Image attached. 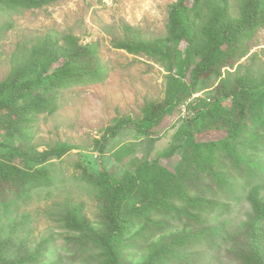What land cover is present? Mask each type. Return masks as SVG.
I'll list each match as a JSON object with an SVG mask.
<instances>
[{"label": "trees", "instance_id": "obj_1", "mask_svg": "<svg viewBox=\"0 0 264 264\" xmlns=\"http://www.w3.org/2000/svg\"><path fill=\"white\" fill-rule=\"evenodd\" d=\"M51 2L0 0V9L38 10ZM262 28L264 0H235L234 10L229 0H176L159 38L140 39L126 26L113 48L160 64L164 99L147 103L140 119H120L106 133L115 138L131 127L153 135L166 116L202 93L204 98L187 104L189 119L174 135L190 152L187 162L179 172L158 161L136 162L118 178L105 170L94 177L83 168L81 180L96 192L95 221L82 203L70 200L43 212L65 231L63 249L70 258L56 253L51 237L32 243L34 216L22 213L0 221V264H194L208 258V248L221 246L236 264H264V70L241 63ZM105 77L96 47L71 35L13 52L0 82V134L8 140L0 141V209L26 204L36 189L50 185L51 160L75 149L58 143L39 150L32 132L38 116L57 111L62 90ZM209 131L224 136L196 141L197 134ZM194 188L235 201L245 196L250 214L240 230L230 233L217 224L229 206L208 194H192Z\"/></svg>", "mask_w": 264, "mask_h": 264}, {"label": "rangeland", "instance_id": "obj_2", "mask_svg": "<svg viewBox=\"0 0 264 264\" xmlns=\"http://www.w3.org/2000/svg\"><path fill=\"white\" fill-rule=\"evenodd\" d=\"M175 1L52 0L38 10L15 13L0 9V82L10 71L11 55L17 47L29 49L44 38L55 41L66 35L74 36L83 46H95L97 59L106 74L100 83L62 90L57 111L50 116H38L32 132L33 144L39 150L58 143L69 144L75 149L60 160H51L49 175L52 183L36 189L26 204L17 203L6 211L0 209V221L6 223L17 215L30 213L34 216L30 235L32 243L51 237L56 253L70 258L63 249L65 231L49 221L43 212L54 204L70 200L82 203L87 217L95 221L98 212L96 192L81 180L83 168L94 177L105 170L118 178L132 164L146 160L149 163L158 161L173 172L184 167L190 152L184 140L176 139L174 135L189 119L187 104L196 98H204L202 93L195 94L166 116L153 135L139 134L131 127L121 129L115 138H109L106 133L107 128L120 119H140L144 106L150 102H162L165 91V72L160 64L143 55L133 56L116 50L113 42L126 35V26L143 40L163 37L168 7ZM229 1L234 10L235 0ZM232 13L235 15L234 11ZM241 63L264 70V28L256 32L252 49ZM2 136L0 134V141L8 142ZM223 136L222 132L209 131L197 134L196 141H216ZM103 143L104 150L100 152ZM119 154H124L120 160L116 158ZM233 176L238 179L236 174ZM211 185L207 183L208 187ZM192 194H208L229 206L228 211L217 217V224H223L230 233H237L250 214L245 196L235 201L223 194L206 193L200 188L192 189ZM63 264L82 263L64 260ZM194 264L236 263L227 248L221 246L220 249L208 248V258Z\"/></svg>", "mask_w": 264, "mask_h": 264}]
</instances>
